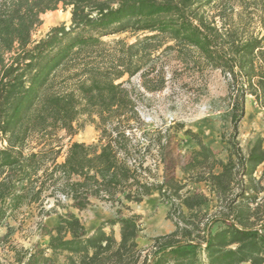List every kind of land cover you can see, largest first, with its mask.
Segmentation results:
<instances>
[{
  "label": "trees",
  "instance_id": "trees-1",
  "mask_svg": "<svg viewBox=\"0 0 264 264\" xmlns=\"http://www.w3.org/2000/svg\"><path fill=\"white\" fill-rule=\"evenodd\" d=\"M238 1L239 22L228 23L234 9L229 0H0V228L12 213L39 204L50 185L77 211L90 206V198L111 200L127 188L126 202L140 204L152 194L127 165L131 141L125 130L140 117L124 86L139 74L145 90L160 91L164 77L153 60L160 50L196 51L229 77L232 93L225 160L192 130L172 127L198 148L182 173L209 187L216 200L211 215L202 193L180 196L182 187L165 183L167 196L180 201L167 214L177 219L175 231L154 238L147 251L138 247V215L118 212L89 235L66 212L55 214L52 228L40 224V243L11 247L12 264H264V137L257 136L246 154L237 141L247 97L264 111V39L249 30L253 16L264 18V0ZM58 8L69 10V25L53 26L32 41L41 16ZM212 8L221 27L208 16ZM124 33L132 43L106 39ZM86 126L105 143L73 142L57 162L61 147L50 144L55 133L73 138ZM32 139L34 148L28 146ZM158 191L164 196L162 186Z\"/></svg>",
  "mask_w": 264,
  "mask_h": 264
},
{
  "label": "rangeland",
  "instance_id": "rangeland-1",
  "mask_svg": "<svg viewBox=\"0 0 264 264\" xmlns=\"http://www.w3.org/2000/svg\"><path fill=\"white\" fill-rule=\"evenodd\" d=\"M229 3L234 9L228 13V17L225 18L226 22H239L237 16L240 11L239 1L229 0ZM208 16L214 17L218 27L222 26L223 22L217 16V8L210 9ZM48 17L49 23L46 22ZM259 17L258 15L252 17L249 30L264 39V18L259 20ZM41 21V25L36 27L32 34V41L43 38L53 26L61 24L68 26L70 12L58 8L52 13L41 16ZM106 39L122 40L126 43H132L134 40L126 33ZM153 60L155 70L164 77V85L160 91L145 90L139 74L132 77L124 87L132 91L140 117L138 123L131 122V127L125 130L131 141L127 165L131 169H136L141 184L151 188L154 203L148 202L152 200L148 197L149 195L144 197L140 204L126 202L123 196L128 193L129 188H127L124 194L118 193L111 200L90 198L93 203H90L86 209L77 211L70 208L71 202L66 201V195L59 188L50 185L39 204L22 207L4 221L0 236L6 233L7 238L0 245L1 264H12L11 247L23 250L40 243L38 238L40 224H44V219L47 217L54 218L56 213L71 212L88 229L93 225L115 219L118 212L119 217L122 218H128L131 215L140 216L142 229L146 233L157 232L159 228H163L168 223V220L175 225L174 216L172 219L167 218L172 202L167 196L165 183L182 187L179 192L180 196L195 192L202 193L210 201L207 214L211 215L214 212L216 200L209 187L202 182L195 184L190 177L182 173L183 165L189 161L193 152L192 140L184 136L183 131L172 127L182 124L183 130H191V122L196 124L197 121H202L199 117L206 113L209 117H206L200 125L212 132L208 139L212 141L215 152L225 159L229 149H226L223 140L231 130L228 117L232 94L229 90V77L224 76L218 70L209 68L193 50L174 49L167 52L160 50L154 55ZM154 75L155 73L149 75V78H153ZM247 99L253 100L251 97ZM246 109L247 115L238 124L239 140H237L244 154L248 152V141L251 143L257 136L264 137V111L258 109L254 102L248 103ZM84 129L75 135V140L87 142V145H99V141L101 144L105 143L100 132L94 129L90 136L84 133ZM55 134L50 144L60 145V154L57 159L60 163L64 160L72 138L62 131H57ZM93 135L94 141L89 143ZM36 145L37 141L32 139L28 146L34 148ZM118 156L122 158L123 153H119ZM261 170L262 167L259 171ZM255 177L258 178L259 174L257 173ZM262 185L264 186V180H262ZM160 186L166 191L164 196L158 191ZM237 190L235 187L233 192ZM173 199L176 201L173 203L180 205V201ZM181 211L183 214L187 213L184 207H181ZM144 250L147 249L144 248Z\"/></svg>",
  "mask_w": 264,
  "mask_h": 264
},
{
  "label": "crops",
  "instance_id": "crops-1",
  "mask_svg": "<svg viewBox=\"0 0 264 264\" xmlns=\"http://www.w3.org/2000/svg\"><path fill=\"white\" fill-rule=\"evenodd\" d=\"M263 47H264V42H263ZM252 98V97H251ZM253 102V100H248V99H246V102H245V106H244V111H245V114H244V118H245V116L247 115V109H246V107H247V104L249 103V104H251ZM228 116H229V111H228ZM206 117H209V115H206V113H204L203 115H201V117H199V118H202V121L201 120H199V119H197V120H199V121H197V123L196 124H192L193 123V121L191 122V130L194 132V133H196L197 135H199L200 137H201V139H202V142H203V144H205V145H209V147H211V149L215 152V150L213 149V144H212V141L210 140V139H208V138H210V135H211V133L212 132H210V130L208 129H205V127H201V123L202 122H204L206 119ZM243 118V119H244ZM242 119V120H243ZM204 120V121H203ZM230 124V123H229ZM230 126V125H229ZM237 129H238V127H237ZM85 131H84V133H86V134H89L90 136L92 135V132H93V130H94V128H93V126H91V127H85V129H84ZM230 133H231V130H230ZM228 136H229V134L227 135V136H225V138H224V146L226 147V149H229V147H227V145H226V142H227V138H228ZM238 138H239V129H238ZM237 138V140H239ZM70 138H68V140H69ZM255 140V139H254ZM254 140L250 143V141H248L247 142V146H248V150L251 148V144L254 142ZM91 141H94V135L90 138V142L89 143H91ZM73 142H79V143H84V144H88L87 142H84V141H77V140H75V136L72 138V140H70V142H69V145L71 144V143H73ZM238 143H239V141H238ZM239 146L241 147V150H242V146L240 145V143H239ZM192 148H193V151H197L198 150V148H197V146L195 145V143L192 141ZM216 153V152H215ZM227 155H228V153L225 155V159L227 158ZM217 156L220 158V159H222V160H225L223 157H221V156H219V154H217ZM260 169V168H259ZM259 169H258V174H260V171H259ZM204 194H206V193H204ZM150 199H152V200H149L148 202L149 203H154V198H152V197H154L153 195H149L148 196ZM144 199V198H143ZM142 199V200H143ZM90 203H93V201H90ZM136 214H139L140 215V213L139 212H136ZM114 218V217H113ZM55 221H56V218L54 217V218H51V217H47V218H45L44 219V224L47 226V227H49V228H52V227H54L55 225H56V223H55ZM99 224H97V225H93V226H91V228L90 229H88V228H86V231H87V233L90 235V234H92L93 233V231H94V229L98 226ZM116 227L117 226H114L113 227V236H114V238L115 239H117V240H119L118 238H119V228H118V230L116 229ZM1 229V228H0ZM108 231V230H107ZM175 231V225H173V223H171L169 220H168V223H166L165 224V226L163 227V228H159V230H157V232H149V233H146V231L145 230H142L141 232H140V234H139V237H138V240H137V243H138V247L140 248V249H142V250H144V248H146L147 250L150 248V246H151V244H152V240L154 239V238H156V237H163V236H165V235H168V234H171V233H173ZM5 235H6V233L3 235V236H0V238H3V237H5ZM6 238H7V236H6ZM39 238V237H38ZM44 240V239H43ZM39 241H40V239H39ZM41 242V241H40ZM147 250H144V251H147ZM242 264H247V263H242Z\"/></svg>",
  "mask_w": 264,
  "mask_h": 264
},
{
  "label": "built area",
  "instance_id": "built-area-1",
  "mask_svg": "<svg viewBox=\"0 0 264 264\" xmlns=\"http://www.w3.org/2000/svg\"><path fill=\"white\" fill-rule=\"evenodd\" d=\"M164 192H166L165 189L162 190V193H164ZM103 198H104V199H107L106 197H103ZM66 201H70V198H69L68 196H66ZM170 201L172 202V204H173V202H176L173 198H171ZM174 221H175V222L177 221V219H175V217H174Z\"/></svg>",
  "mask_w": 264,
  "mask_h": 264
},
{
  "label": "bare ground",
  "instance_id": "bare-ground-1",
  "mask_svg": "<svg viewBox=\"0 0 264 264\" xmlns=\"http://www.w3.org/2000/svg\"><path fill=\"white\" fill-rule=\"evenodd\" d=\"M46 22H47V23H49V22H50V21H49V17L47 18Z\"/></svg>",
  "mask_w": 264,
  "mask_h": 264
}]
</instances>
